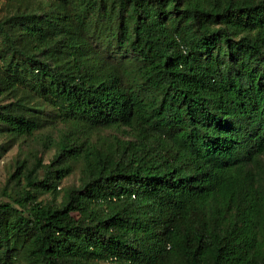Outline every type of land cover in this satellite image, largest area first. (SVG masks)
Returning a JSON list of instances; mask_svg holds the SVG:
<instances>
[{"label":"trees","instance_id":"16d2710c","mask_svg":"<svg viewBox=\"0 0 264 264\" xmlns=\"http://www.w3.org/2000/svg\"><path fill=\"white\" fill-rule=\"evenodd\" d=\"M0 1V264H264V0Z\"/></svg>","mask_w":264,"mask_h":264},{"label":"rangeland","instance_id":"374dc122","mask_svg":"<svg viewBox=\"0 0 264 264\" xmlns=\"http://www.w3.org/2000/svg\"><path fill=\"white\" fill-rule=\"evenodd\" d=\"M15 10V5L6 1H0V17H5L12 14ZM7 100V99H6ZM9 102V101H7ZM51 109L45 108V116L49 118L53 115ZM117 135L115 130H102L91 134L92 140L107 139L111 140L113 136ZM54 154V148L45 150L40 142L34 140H17L10 137H0V195L2 190L9 184V193L14 195V191L18 189L15 182L9 183L12 175L14 174L17 163L24 162L29 159L30 163L33 162L32 155H36L38 158L43 159L45 164L51 160ZM79 170H76L69 178L65 179L61 185V194L59 201L62 200L64 190L73 186L79 185ZM25 183V182H24ZM23 184V182H22ZM40 201L51 202L53 197L49 194L41 195ZM0 202L9 203L11 199L9 197H1Z\"/></svg>","mask_w":264,"mask_h":264}]
</instances>
